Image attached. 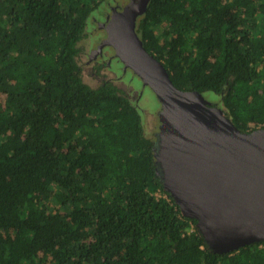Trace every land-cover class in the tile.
I'll return each instance as SVG.
<instances>
[{
  "label": "trees",
  "instance_id": "trees-1",
  "mask_svg": "<svg viewBox=\"0 0 264 264\" xmlns=\"http://www.w3.org/2000/svg\"><path fill=\"white\" fill-rule=\"evenodd\" d=\"M110 1L0 0V264H264V241L208 245L137 104L83 80L80 43ZM136 32L176 87L264 128V0H150Z\"/></svg>",
  "mask_w": 264,
  "mask_h": 264
},
{
  "label": "water",
  "instance_id": "water-1",
  "mask_svg": "<svg viewBox=\"0 0 264 264\" xmlns=\"http://www.w3.org/2000/svg\"><path fill=\"white\" fill-rule=\"evenodd\" d=\"M149 2L112 6L99 47H113L161 103L155 147L161 181L216 253L264 241V128L242 132L202 93L175 86L136 32Z\"/></svg>",
  "mask_w": 264,
  "mask_h": 264
},
{
  "label": "rangeland",
  "instance_id": "rangeland-1",
  "mask_svg": "<svg viewBox=\"0 0 264 264\" xmlns=\"http://www.w3.org/2000/svg\"><path fill=\"white\" fill-rule=\"evenodd\" d=\"M125 5L128 3V0H111V4L116 3ZM103 9H107L104 7ZM102 10L99 11V13ZM105 11V10H104ZM98 13V14H99ZM98 14L94 16H98ZM94 24L92 19L88 25V35L80 43L82 48L81 53L78 56V61L82 67V77L83 80L90 86L96 88L103 81L111 80L113 81L120 89L126 92L132 100L137 104L139 110L141 111L142 120L144 124V130L148 137L156 140V135L159 131L160 124V115H161V103L157 98L155 92L149 87L143 84L141 79L130 69L127 72L121 70V62L119 59H114L111 55L109 49L105 50L107 55L104 57L105 62L111 61V65L108 67L101 66L98 71L96 66L94 67L93 63H89V53L92 49V46L95 41L101 39L104 34L93 33ZM204 97L207 101L212 104L220 103V97L211 91H206Z\"/></svg>",
  "mask_w": 264,
  "mask_h": 264
},
{
  "label": "flooded vegetation",
  "instance_id": "flooded-vegetation-1",
  "mask_svg": "<svg viewBox=\"0 0 264 264\" xmlns=\"http://www.w3.org/2000/svg\"><path fill=\"white\" fill-rule=\"evenodd\" d=\"M138 0H132L129 1L128 3L125 5L120 4L122 7L126 6V5H133L137 2ZM118 2L115 4L117 5ZM114 6V4H109L107 9L102 10L99 13V17L97 16H93L92 17V23L94 24V30L92 31L93 33H98L97 35L100 34H104V36L101 39H98L97 41L94 42L92 49L90 50L89 53V63H93L94 67L96 66V70L98 69V71L100 70L99 68L101 66L103 67H108L111 65V60L105 62L104 57L107 55V53L105 52V50L109 49L111 51V56L114 59H119L118 57H116L115 55V51L113 49V47L111 46H105L102 49L99 47V43H101L103 40H105L108 36V32L105 28V22H107L108 18L110 17L111 14V7ZM121 62V61H120ZM122 66H121V70H123L124 72H127L129 69H125L124 64L121 62ZM111 81V80H109Z\"/></svg>",
  "mask_w": 264,
  "mask_h": 264
}]
</instances>
